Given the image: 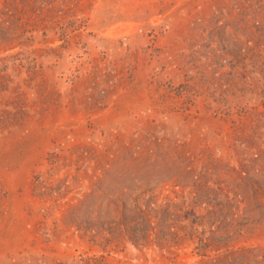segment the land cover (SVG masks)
I'll use <instances>...</instances> for the list:
<instances>
[{"label":"rangeland","instance_id":"obj_1","mask_svg":"<svg viewBox=\"0 0 264 264\" xmlns=\"http://www.w3.org/2000/svg\"><path fill=\"white\" fill-rule=\"evenodd\" d=\"M0 264H264V0H0Z\"/></svg>","mask_w":264,"mask_h":264}]
</instances>
